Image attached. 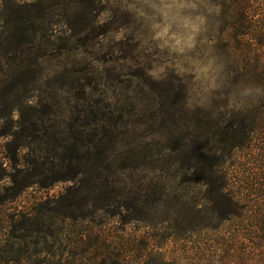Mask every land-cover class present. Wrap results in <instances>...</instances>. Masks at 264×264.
<instances>
[{
	"label": "rangeland",
	"instance_id": "rangeland-1",
	"mask_svg": "<svg viewBox=\"0 0 264 264\" xmlns=\"http://www.w3.org/2000/svg\"><path fill=\"white\" fill-rule=\"evenodd\" d=\"M216 12L0 0V264L218 263L236 221L193 174L218 146L207 113L239 108L214 95Z\"/></svg>",
	"mask_w": 264,
	"mask_h": 264
},
{
	"label": "trees",
	"instance_id": "trees-1",
	"mask_svg": "<svg viewBox=\"0 0 264 264\" xmlns=\"http://www.w3.org/2000/svg\"><path fill=\"white\" fill-rule=\"evenodd\" d=\"M207 1L218 11L210 14L207 35L221 63L214 95L223 96L221 107L239 108L221 124L207 113L214 128L209 139L218 136V146L197 153L193 163L223 222L236 221L224 235L223 257L204 264H264V0Z\"/></svg>",
	"mask_w": 264,
	"mask_h": 264
}]
</instances>
